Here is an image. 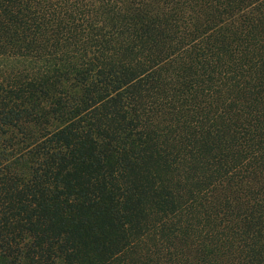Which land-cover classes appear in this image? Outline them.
<instances>
[{
    "label": "trees",
    "instance_id": "obj_1",
    "mask_svg": "<svg viewBox=\"0 0 264 264\" xmlns=\"http://www.w3.org/2000/svg\"><path fill=\"white\" fill-rule=\"evenodd\" d=\"M0 264H264V0H0Z\"/></svg>",
    "mask_w": 264,
    "mask_h": 264
}]
</instances>
